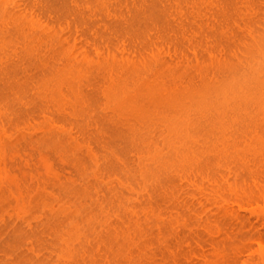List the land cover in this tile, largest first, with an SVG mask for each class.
I'll return each instance as SVG.
<instances>
[{"label": "bare ground", "instance_id": "obj_1", "mask_svg": "<svg viewBox=\"0 0 264 264\" xmlns=\"http://www.w3.org/2000/svg\"><path fill=\"white\" fill-rule=\"evenodd\" d=\"M255 219L264 0H0V264H238Z\"/></svg>", "mask_w": 264, "mask_h": 264}, {"label": "rangeland", "instance_id": "obj_2", "mask_svg": "<svg viewBox=\"0 0 264 264\" xmlns=\"http://www.w3.org/2000/svg\"><path fill=\"white\" fill-rule=\"evenodd\" d=\"M254 221L256 227L252 225L239 229L237 245L240 251V261L238 264H264V223L260 224L256 222V219ZM256 223L259 225L257 226ZM208 258L212 260L210 263L201 260L199 264H221L216 257L214 259L208 256Z\"/></svg>", "mask_w": 264, "mask_h": 264}]
</instances>
